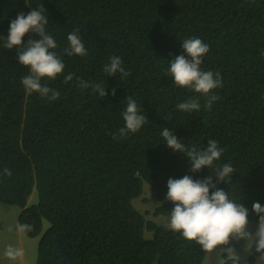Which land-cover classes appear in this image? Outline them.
Wrapping results in <instances>:
<instances>
[{
  "label": "trees",
  "instance_id": "obj_1",
  "mask_svg": "<svg viewBox=\"0 0 264 264\" xmlns=\"http://www.w3.org/2000/svg\"><path fill=\"white\" fill-rule=\"evenodd\" d=\"M32 9L48 16L53 51L65 63L55 79H42L60 93L56 100L26 91L30 68L20 64L19 48L4 47L11 22ZM76 30L83 57L64 51ZM190 38L209 45L201 70L222 78L211 109L204 95L168 75L171 60L188 58L182 42ZM30 39L41 37L26 34L25 47ZM113 56L126 76L104 72ZM129 96L148 119L121 137ZM194 98L198 112L176 107ZM165 127L189 149L217 141L221 158L192 173L190 158L167 147ZM224 164L235 171L221 183L214 173ZM185 175L212 177L259 224L252 205L264 206V0H0V202L21 210L18 225L31 226L25 237L40 236L36 264H203L202 246L166 227L174 207L168 180ZM146 186L153 215L167 222L147 220L134 206ZM34 189L38 203L28 206ZM251 251L247 264L264 255L254 244Z\"/></svg>",
  "mask_w": 264,
  "mask_h": 264
},
{
  "label": "clouds",
  "instance_id": "obj_2",
  "mask_svg": "<svg viewBox=\"0 0 264 264\" xmlns=\"http://www.w3.org/2000/svg\"><path fill=\"white\" fill-rule=\"evenodd\" d=\"M48 22V16H45L41 10L32 9L28 14L19 13L10 24L4 47L9 50L19 48L20 64L30 68V74L22 78L26 91L37 92L41 97L56 100L60 93L43 84L42 79H55L64 72L65 63L57 52L53 51L58 44L46 31ZM30 32L38 34L41 39H30L25 47L23 38ZM67 40L69 46L64 50L67 56L87 55L79 30L69 33ZM182 47L188 58L182 54L171 60L168 75L174 78L177 86L187 87L195 93L204 95L207 98L206 107L211 109L213 103L219 100L213 90L222 87V78L219 73L201 70L200 66L203 63V57L209 52V45L200 38H190L182 42ZM104 72L108 76H114L117 73L122 76L128 74L122 66L121 59L116 56L110 58V63L104 66ZM72 79L73 76L68 75L65 77V83ZM79 83L83 88L90 86L84 81ZM91 87L101 97H107L108 93L103 84H94ZM112 95H116L115 89ZM126 101L127 107L122 114L126 125L119 129L121 137L130 132H138L148 119L142 114L141 106H138L132 97H127ZM176 107L183 112L195 113L200 110L201 105L199 100L194 98ZM161 135L167 147L173 152L183 153L190 158L192 173L199 172L205 167L212 168L214 162L221 158L224 151L215 140H209L206 148L200 149L193 146L189 149L174 132L166 127L163 128ZM113 138L118 139L119 137L114 135ZM234 171L231 164H224L222 168L215 171L214 175L217 181L223 183L225 178L231 176ZM4 173L8 176L12 174L7 168L4 169ZM167 187L166 199L174 204L170 222L166 225L168 229L181 233L186 240L194 241L202 246L206 253L222 257L230 261V264H239V256L233 248L221 246L229 245L233 238L252 240L255 251L264 254V206L259 202L252 205L253 211L259 216L258 230L252 234L247 231L248 209L243 204L234 202L228 193L218 188L212 177L203 180H194L189 175L180 179L170 178ZM211 189L215 191L210 192ZM17 227L21 232L31 230V226L27 224ZM225 253H227L226 256ZM5 256L10 260H16L23 256V251L9 246L5 250ZM223 259L221 264H223ZM260 259L264 260V255H261Z\"/></svg>",
  "mask_w": 264,
  "mask_h": 264
},
{
  "label": "rangeland",
  "instance_id": "obj_3",
  "mask_svg": "<svg viewBox=\"0 0 264 264\" xmlns=\"http://www.w3.org/2000/svg\"><path fill=\"white\" fill-rule=\"evenodd\" d=\"M144 195L133 202L134 206L141 211L147 220H151L157 224H161L165 219L161 216L155 217L154 210L157 205H154L152 198V190L146 186ZM153 193V192H152ZM154 194V193H153ZM38 203V194L34 189L31 197L28 200V206L36 205ZM21 210L13 205L0 202V264H36L37 250L40 236L34 239L25 237L21 231L18 230V217ZM45 231L48 228V224L45 223ZM259 224L249 223L247 231L255 234L258 230ZM252 240L246 239H231L230 244L221 247H231L235 250V253L239 256V260L242 263L247 264L248 258L251 255ZM20 249L23 251V256L18 257L16 260H10L5 256V250L9 247ZM227 255V253H225ZM222 257H217L215 254L206 253L203 264H221ZM224 263V259H223ZM255 264H264V260L260 257Z\"/></svg>",
  "mask_w": 264,
  "mask_h": 264
}]
</instances>
